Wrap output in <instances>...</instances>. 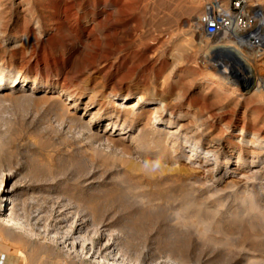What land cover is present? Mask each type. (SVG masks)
Here are the masks:
<instances>
[{
  "label": "rangeland",
  "instance_id": "374dc122",
  "mask_svg": "<svg viewBox=\"0 0 264 264\" xmlns=\"http://www.w3.org/2000/svg\"><path fill=\"white\" fill-rule=\"evenodd\" d=\"M234 1L222 0L225 5ZM202 4L0 0V71L27 78L22 91L0 89V187L16 191L15 214L27 228L23 233L0 223V264H14L12 250L19 260L20 252H34L35 260L26 264H87L83 254L68 258L61 245L48 240L58 226L68 229L76 216L77 223L86 219L82 230L94 245L114 231L120 242L128 243V255L142 264H247L239 260L246 253L259 257L250 264H264V249L254 251L240 237L223 241L220 231L229 228L227 214L201 236L195 219L205 211L186 210L190 202L240 209L232 191L243 183L240 174L254 169L262 171L258 192L264 187V161L253 157L259 151L254 141L264 140V49L240 45L232 33L209 39L194 25ZM245 8L252 16L264 8V0H245ZM261 24L256 21L250 32L264 29ZM15 32L18 37L9 40ZM232 47L242 59L220 53ZM219 63L245 73V80L240 74L231 79L239 89L213 79ZM247 82L253 88L243 91ZM138 97L137 121L132 123L125 107ZM156 107H161L164 123L150 125ZM109 113L115 115L99 121ZM88 120L92 133L100 136L85 132L82 123ZM117 120L115 128L103 132ZM189 155L210 160L205 171L197 164L190 167ZM238 155L246 167L224 174L223 161ZM219 176L218 184L203 185ZM155 179H164L166 186L184 184L185 199L162 203L151 214L131 198V191ZM180 205L186 225L181 228L174 219ZM35 214L40 222L32 219ZM64 214L66 222L59 225L55 220ZM94 231L98 233L91 238ZM20 239L26 245L16 244Z\"/></svg>",
  "mask_w": 264,
  "mask_h": 264
},
{
  "label": "bare ground",
  "instance_id": "6f19581e",
  "mask_svg": "<svg viewBox=\"0 0 264 264\" xmlns=\"http://www.w3.org/2000/svg\"><path fill=\"white\" fill-rule=\"evenodd\" d=\"M252 14L253 15H252L251 22L254 23L253 27H252V24H250V27L246 29L245 32H243V30L236 31L235 29L234 30L230 29L229 31H226V33L234 34V37L237 40V43L239 44L241 43L242 45H246L249 47L256 46L259 49H264V29L258 28L250 32L254 28L256 21L264 23V19L261 18L262 16H264V8L257 9L253 11ZM261 26L262 28H264V24H261ZM17 37H18V34L15 32L12 34L11 37H9V40L16 39ZM220 53L221 54L226 53L231 57H235V59L236 58L242 59V57H240L241 54L239 53L238 49L235 47L225 48L224 50H220ZM219 62L221 61L219 60ZM226 64L225 65L223 63L218 64V71H217L218 73L217 75L213 77V79L216 80L220 84L230 86L233 90H237L239 89L238 86H236V83L232 81L231 79L232 77L236 75L238 76L240 74V77H242L245 80V75H244L245 73L244 74L241 73L240 71H238L239 69L236 70L233 68V70H231L228 68L229 66H227ZM26 81H27V78L25 76H18V75L17 76H4V71H0V89H7V90H12V89L18 90L19 89V91H22L23 90L22 87H24V84ZM34 83H36V80H34ZM253 85L254 84L252 82H247L241 89L243 91H249L253 88ZM49 87L50 85L43 86L44 89H47ZM41 88L32 87L31 89L33 90V89H41ZM125 99L126 97L123 96L119 98L118 101H123ZM141 99L142 98L138 97L135 101H133L132 103H130L129 105L125 107L126 109L125 116H131V119L127 118L129 119L128 120L129 122L135 123L137 121V118L135 117L138 116L137 110L140 107ZM160 108L161 107L155 108L154 115H152L151 119L148 121L150 125H154L155 123H159V124L164 123L163 122L164 120H162V116L158 114V111ZM114 115L115 114H110V113L104 114L99 118V121L103 120L104 118L105 119L111 118ZM117 117L118 115H116V118ZM117 122L118 120L115 122H110V123L107 122L108 124L104 127L103 132L107 130H111V128L107 129L108 126L115 128L118 124ZM91 123L92 121L88 120L87 122H83L82 126L85 132L89 136H91L92 138H96L97 135L98 136L100 135L92 133ZM169 123H170L169 120L165 121V124L167 126L169 125ZM120 130L125 131L123 126H121ZM121 134L124 135V133H121ZM123 135H119V138L120 139L123 138ZM101 136H104V135L101 134ZM253 145L259 148V151L255 152V155H253L254 158H257V161L255 162L264 161V140L256 139ZM196 150H197L196 147L193 148V151H196ZM192 154H195V152H193ZM229 156H232V154ZM209 162L210 160H208L207 158L203 160L202 162H200L198 161V158L196 157L193 158L192 155L187 156V163L190 164V167L193 164H197L198 169L201 171H205ZM251 162H254V161H251ZM244 167L246 166L245 164L242 163L241 155H238L236 160L234 161L230 159H226L225 161H223L222 170L224 174H226V173L231 172L232 169L240 170V169H243ZM261 172H262L261 169H254L250 171L249 173L240 174V177L242 178L241 180H243L242 185L241 186L239 185L240 187L237 189H234L235 187L232 188L234 189L232 191V196H234L233 202L239 203L240 205V209L235 208L237 211L235 210L234 212H231V209H232V208L230 209L231 205L227 207V205H224L218 202L216 204L217 207L214 209H211L210 207L206 205H202V203L200 205H196L193 202H190V204H188L189 207H187L186 210L189 212L197 213L198 211L200 212L201 210H203V212L205 211L204 214L206 215L202 216L201 214V216L200 215L196 216V219H195L197 225H199L201 228V232H200L201 236H204L207 233H209L211 231V226L214 224V222H216V220L221 214L225 213L227 214L226 220L229 224V228L227 231H223V232L219 230L221 234L223 235V241L225 243L227 244H229L230 242L232 243L237 238L240 237L243 239L242 241L249 242V245L254 249V251L264 249V187H262L261 192L260 191L258 192L257 190V186L259 184H262L260 183L262 179ZM221 177L222 176H219L218 178H215L214 180L213 179L205 180L203 182V185L207 184L208 187H211L215 185L216 183L218 184L221 181ZM166 182L167 181H164V179L163 180L155 179L152 181H147L144 184L139 185L138 187L136 186V190L134 189V191L133 190L131 191V198L134 199L139 204H142V206H147L151 214L155 210V208L159 205H162V203L165 205H168L170 203L175 204L177 201H183L188 191V190H185L186 189L184 188L185 185L179 184L177 186H166ZM188 184L191 185V183H187V185ZM125 189H127V187ZM15 192L16 191L14 189L5 188V186L0 187V223L5 226L15 227L16 229H19L21 232L27 233V228H25L23 223L20 221V219L15 214V208L18 205V202H15L16 200L14 199V195L16 194ZM124 198L125 196L123 195L118 196V199L121 202L122 206H126L127 204ZM4 202H8L9 207L4 206V204L2 206L1 204ZM223 209H225V211ZM181 210H182V205H180L174 211V219H175L176 225L179 226L180 228L186 227V225L184 224L182 220L183 217H181V212H180ZM187 215H189V213H187ZM66 217H67V214L58 216L55 221L59 225H62L63 223L66 222ZM40 218L41 216L39 214L37 215L35 214V216L32 219L35 222H40L39 221ZM75 219H77V216L75 217ZM75 219L73 222H71L68 229H66L65 231L58 230L62 228V226H58L55 230L53 229L54 230L53 235L48 236L49 241L58 243L59 245H61V249H65L67 253L64 256L69 258L68 255H70L71 253L76 257L78 256V252H79V254H83L82 257L85 260V263L87 264H142V262H140L139 260L135 261L133 260L132 257H130V255H128L127 247H126L128 246V243L126 242L125 239L124 241L120 242L119 240L120 235L118 236L117 233L112 231L109 235H107L108 237L103 242L99 243V245L96 246L94 245L95 243L90 238H87V234H86L87 232L82 230L86 226V219L84 218V216L79 219L78 223L77 221H75ZM97 233L98 231L95 233V235H91L90 237L91 238L92 236L95 237ZM16 244L26 245V242L20 239L17 241ZM7 247L8 246H4L3 248L9 249ZM32 253L35 254L34 252ZM33 254H29V255L27 254V256H23L22 253L20 252L19 256H22L23 260H19L18 255L14 253L13 250L12 252L9 253L11 257H14L13 259L14 261L12 260L14 264H23V263L26 264V261L29 262L34 259ZM246 255L247 256L239 257V260L245 261L247 264H250V263H253L254 261L257 262L259 258L254 253H246ZM78 260L80 259L78 258ZM67 261L66 262L65 261L56 262V264H72L71 262H67ZM260 261L264 262L262 260ZM153 263H154L153 260L148 262V264H153ZM174 264H178V263L175 262Z\"/></svg>",
  "mask_w": 264,
  "mask_h": 264
},
{
  "label": "built area",
  "instance_id": "2783aa9c",
  "mask_svg": "<svg viewBox=\"0 0 264 264\" xmlns=\"http://www.w3.org/2000/svg\"><path fill=\"white\" fill-rule=\"evenodd\" d=\"M202 11L194 25L211 40L231 30H246L252 24V16L245 13V0H236L225 5L222 0H201ZM242 28V29H241Z\"/></svg>",
  "mask_w": 264,
  "mask_h": 264
}]
</instances>
